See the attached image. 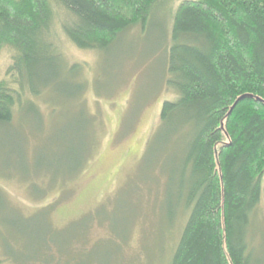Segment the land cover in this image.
I'll return each mask as SVG.
<instances>
[{
	"label": "rangeland",
	"instance_id": "1",
	"mask_svg": "<svg viewBox=\"0 0 264 264\" xmlns=\"http://www.w3.org/2000/svg\"><path fill=\"white\" fill-rule=\"evenodd\" d=\"M180 1L103 50L57 34L54 49L78 75L15 107L0 135V264H171L187 217L179 164L146 145L174 95L164 58ZM10 63L1 48L0 80ZM260 223L253 264H264V214Z\"/></svg>",
	"mask_w": 264,
	"mask_h": 264
},
{
	"label": "trees",
	"instance_id": "2",
	"mask_svg": "<svg viewBox=\"0 0 264 264\" xmlns=\"http://www.w3.org/2000/svg\"><path fill=\"white\" fill-rule=\"evenodd\" d=\"M165 2L0 0V49L11 55L9 79L0 80V135L15 107L78 75L54 49L58 33L103 50L134 26L147 31ZM165 52L174 95L161 103L146 146L162 144L179 164L187 217L171 264H253L264 214V0H181Z\"/></svg>",
	"mask_w": 264,
	"mask_h": 264
}]
</instances>
